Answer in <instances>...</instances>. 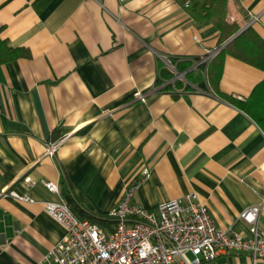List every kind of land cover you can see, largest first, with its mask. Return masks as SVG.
<instances>
[{
  "label": "crops",
  "instance_id": "0c3cea01",
  "mask_svg": "<svg viewBox=\"0 0 264 264\" xmlns=\"http://www.w3.org/2000/svg\"><path fill=\"white\" fill-rule=\"evenodd\" d=\"M228 21L264 39V0H230ZM0 30L30 54L0 64V191L35 200L0 199V264H38L64 238L44 204L65 188L112 227L110 212L145 170L134 203L156 211L196 193L218 229L249 236L241 215L264 197V131L233 101L247 102L264 71L227 56L216 88L186 76L190 91L156 86L161 66L176 74L171 60L200 73L220 50L213 25L175 0H0ZM219 261L249 264L235 253Z\"/></svg>",
  "mask_w": 264,
  "mask_h": 264
},
{
  "label": "built area",
  "instance_id": "2783aa9c",
  "mask_svg": "<svg viewBox=\"0 0 264 264\" xmlns=\"http://www.w3.org/2000/svg\"><path fill=\"white\" fill-rule=\"evenodd\" d=\"M219 52L210 53L201 65L209 64ZM169 67L175 72L170 64ZM177 80L186 83L184 75L176 72L174 81ZM57 146L49 149L48 154L54 155ZM141 176L127 187L123 199L110 212V229L79 220L63 198L59 203H45V212L66 234L38 264H223L220 258L234 253L246 255L249 264L264 263V229L260 227L264 197L258 206L241 215L250 225V234L244 237L218 229L196 193L163 203L156 211L134 203L149 172L145 170ZM24 183L29 188L35 185L30 177ZM44 185L49 192L60 195L57 184ZM1 198L35 203L29 193L9 189L0 191Z\"/></svg>",
  "mask_w": 264,
  "mask_h": 264
},
{
  "label": "trees",
  "instance_id": "16d2710c",
  "mask_svg": "<svg viewBox=\"0 0 264 264\" xmlns=\"http://www.w3.org/2000/svg\"><path fill=\"white\" fill-rule=\"evenodd\" d=\"M175 1L186 10L195 22L213 25L219 31V48L224 46L242 30L237 23H230L228 21L230 0ZM29 56L30 54L27 50L11 48L8 42L2 39L0 30V64ZM227 56H232L264 71V39H262L257 32L250 27L227 47L221 50L208 65L205 64L200 66V73L198 75L191 71V68L195 64L192 60L175 59L171 60V62L177 73L186 74V80L189 83L197 84L201 89L207 90L208 83L213 88H216L219 84L222 77L225 58ZM203 73L205 74V77ZM175 77L176 74L173 71L165 66H161L156 86L174 92H187L192 90V87L184 81H174ZM233 102L241 110L246 112L264 131V81L255 88L247 102ZM86 129L88 128H85L82 132L86 131ZM62 196L63 200L68 204L79 220L91 221L102 228L111 227L105 219L93 217L85 212L69 189L65 188L62 192Z\"/></svg>",
  "mask_w": 264,
  "mask_h": 264
},
{
  "label": "water",
  "instance_id": "95a60500",
  "mask_svg": "<svg viewBox=\"0 0 264 264\" xmlns=\"http://www.w3.org/2000/svg\"><path fill=\"white\" fill-rule=\"evenodd\" d=\"M247 29H248V27L245 28V29H243L238 35H236L235 37H233L229 42H227L224 46H222L219 51H221L225 47H227L232 41H234L238 36H240L242 33H244Z\"/></svg>",
  "mask_w": 264,
  "mask_h": 264
},
{
  "label": "rangeland",
  "instance_id": "374dc122",
  "mask_svg": "<svg viewBox=\"0 0 264 264\" xmlns=\"http://www.w3.org/2000/svg\"><path fill=\"white\" fill-rule=\"evenodd\" d=\"M184 77H185V75H184ZM222 262H224V263H228V261H227L226 259L222 260Z\"/></svg>",
  "mask_w": 264,
  "mask_h": 264
}]
</instances>
